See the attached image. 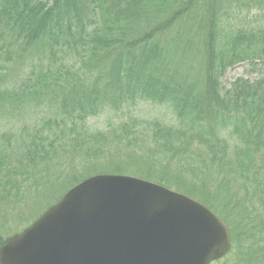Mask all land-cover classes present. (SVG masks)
Returning <instances> with one entry per match:
<instances>
[{
  "label": "trees",
  "instance_id": "1",
  "mask_svg": "<svg viewBox=\"0 0 264 264\" xmlns=\"http://www.w3.org/2000/svg\"><path fill=\"white\" fill-rule=\"evenodd\" d=\"M244 63L256 78L226 88ZM141 100L175 123L126 118ZM104 113L108 129L89 124ZM3 127L0 246L4 220L96 173L183 190L223 219L234 257L264 245V0H0Z\"/></svg>",
  "mask_w": 264,
  "mask_h": 264
},
{
  "label": "water",
  "instance_id": "2",
  "mask_svg": "<svg viewBox=\"0 0 264 264\" xmlns=\"http://www.w3.org/2000/svg\"><path fill=\"white\" fill-rule=\"evenodd\" d=\"M232 247L204 203L131 175L85 178L0 246V264H212Z\"/></svg>",
  "mask_w": 264,
  "mask_h": 264
},
{
  "label": "rangeland",
  "instance_id": "3",
  "mask_svg": "<svg viewBox=\"0 0 264 264\" xmlns=\"http://www.w3.org/2000/svg\"><path fill=\"white\" fill-rule=\"evenodd\" d=\"M248 67H249V65L247 63H244V64L237 65V66L229 69L227 71L226 75L224 76V78L222 79L223 85L226 88H230L232 83L238 77H244V78H249V79L254 80L256 78V73L254 71L250 72V73L247 72ZM124 112L127 113V114H125L126 118H128L129 116H137V117L141 118L142 120H154V119H156V120H160L162 122H166V123H170V124L175 123V115L173 112V108L169 104H164V103L161 104V103L156 102V101H150V100L136 101V103L129 106ZM113 116L114 115H111L109 113H104V114H101L97 117L91 118L89 120V124L92 125L93 127L97 128V129L106 130V129H108L109 118H111ZM4 129H5L4 127L0 129V135H1V131ZM4 142H5V140L3 139L1 141V138H0V144H2ZM113 144L116 145V143H113ZM147 167H148V165H146L143 161H137V163H135V165L130 166V169H138V168L139 169H144V168L146 169ZM96 174H101V173H96ZM96 174H92L90 176H93ZM117 174L128 175V174H124V173H117ZM169 178H171V177H169ZM179 186L182 187L183 189H185L186 191H193L191 182L180 180ZM168 188H170V187H168ZM170 189H172V188H170ZM173 190L178 191L177 189H173ZM179 192L182 193L184 191L179 190ZM193 192L198 193L199 190L193 191ZM184 194L188 195L186 192H184ZM57 195H58V192L52 193V194H49L43 198H40L28 210H26V209L31 205V203L28 202L25 206H24V204H22L21 208L24 207V209L26 210V214L24 211L22 213V215L18 214L15 217V219L12 221H9V219L4 220L3 221L4 226L2 227L3 232L1 231L2 236L4 238L8 239L12 235L21 232L24 228L31 225L36 220L35 218L40 213L42 214L48 208L47 206H49L50 202ZM203 195L205 196V194H203ZM188 196H191V195H188ZM193 196H195V195H193ZM224 210H226V209H224ZM5 213L10 215V213H14V210L10 206H4L2 208V211H1V207H0V217ZM16 213H17V211H16ZM233 214L236 217V214L234 212H233ZM10 216H13V215H10ZM236 231L237 232L240 231L238 227H236ZM7 233H9L11 235L8 236ZM232 247H233V245H232ZM238 250H239V252H238ZM242 251H244V252H242ZM235 253H236V257H234L233 252H229V254H227L225 257H223L219 261L214 262L212 264H264V245H259L257 247H254L253 249L251 246V248H249V250H247V249L241 250V247H239ZM238 253L242 254V256L237 257Z\"/></svg>",
  "mask_w": 264,
  "mask_h": 264
}]
</instances>
